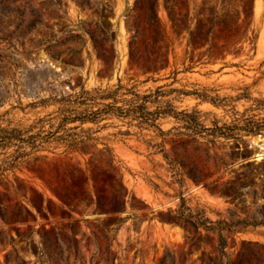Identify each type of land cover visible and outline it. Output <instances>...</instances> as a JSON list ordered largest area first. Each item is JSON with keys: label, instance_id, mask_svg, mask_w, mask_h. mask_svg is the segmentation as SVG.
I'll use <instances>...</instances> for the list:
<instances>
[{"label": "rangeland", "instance_id": "1", "mask_svg": "<svg viewBox=\"0 0 264 264\" xmlns=\"http://www.w3.org/2000/svg\"><path fill=\"white\" fill-rule=\"evenodd\" d=\"M221 2L0 0V125L24 139L0 146V264H264V224L227 227L264 218V129H244L264 122V0L190 41ZM130 88L164 132L108 115L78 149L53 134L62 106L126 104Z\"/></svg>", "mask_w": 264, "mask_h": 264}, {"label": "trees", "instance_id": "2", "mask_svg": "<svg viewBox=\"0 0 264 264\" xmlns=\"http://www.w3.org/2000/svg\"><path fill=\"white\" fill-rule=\"evenodd\" d=\"M254 2L255 0H222L220 8L212 6L208 15L198 16L194 27L190 30V41H196L200 36L209 39L211 32L216 26H221L227 32H234L238 30L242 16L244 15L245 17H248L253 14ZM121 87L122 85H119L118 89L112 93L115 94ZM129 92L133 93L134 97L122 98V100L126 101V104H117L116 102L118 100L115 98L116 102H109L106 103L105 106H97L96 108H93V106H62L59 109V129L54 130L53 134L56 135L57 139L65 142L68 147L78 149L80 146H85L89 141L97 139V137L90 133L92 128H86L82 125L88 121L100 122L108 115H117L130 126H137L140 129H144L150 125H156L159 127L157 120L160 116V112L154 113L149 109V106H147L146 100H139V98H144L147 95H143L142 97L141 93L134 88H130ZM112 93H108L106 97H111L113 95ZM198 112L199 111L197 109L193 112L183 111L186 116H189L191 124L194 128L196 127L195 129H199L198 127L200 122L198 121ZM76 121H79L80 123L69 127L67 126L69 122ZM79 127L81 130L76 131ZM242 127L243 126L240 125H234V127L228 126V129L221 130V134L215 132L218 128H220L218 125L215 127L205 128L214 131L211 133L214 135L213 137L215 139L219 135L230 137L233 134V129ZM244 129L253 133L262 132L264 129V122L248 118L244 125ZM20 130L21 129H18L17 127L8 128L0 125V146H9L17 143L16 140L18 139L24 140L23 136H21ZM60 130H63L64 132L57 134ZM160 130L164 132L162 128H160ZM82 132H87V134ZM122 132L129 134L131 133V130L127 129ZM154 145H157V143ZM106 147L110 148L109 146ZM245 166L250 167V171H253L251 167L252 163L247 162L245 163ZM256 166L262 170L261 175H263V180L260 185L264 190V164H257ZM240 183L242 185H253L258 182L254 177L247 178L241 182L232 181L230 184L226 185V189L222 188L220 191L226 193L235 200L239 194L240 186H238V184ZM253 192L255 194V198H257L258 187H255ZM180 212L183 216H188L185 210H181ZM202 223L203 222L193 220V224L195 225L199 226ZM260 224H264V218H257L254 215H248L245 218H239L237 220L233 219L227 227L230 229L241 230L247 228L248 226H258ZM221 237L222 241H224V236L221 235Z\"/></svg>", "mask_w": 264, "mask_h": 264}, {"label": "water", "instance_id": "3", "mask_svg": "<svg viewBox=\"0 0 264 264\" xmlns=\"http://www.w3.org/2000/svg\"><path fill=\"white\" fill-rule=\"evenodd\" d=\"M264 156V145L260 146V149L253 154V158L258 159Z\"/></svg>", "mask_w": 264, "mask_h": 264}, {"label": "bare ground", "instance_id": "4", "mask_svg": "<svg viewBox=\"0 0 264 264\" xmlns=\"http://www.w3.org/2000/svg\"><path fill=\"white\" fill-rule=\"evenodd\" d=\"M257 6H258V0H256V8H257Z\"/></svg>", "mask_w": 264, "mask_h": 264}]
</instances>
